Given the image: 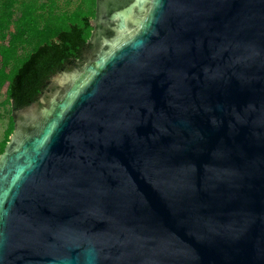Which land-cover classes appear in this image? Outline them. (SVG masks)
Here are the masks:
<instances>
[{
    "label": "water",
    "instance_id": "95a60500",
    "mask_svg": "<svg viewBox=\"0 0 264 264\" xmlns=\"http://www.w3.org/2000/svg\"><path fill=\"white\" fill-rule=\"evenodd\" d=\"M97 8L132 28L10 104L0 264H264V0Z\"/></svg>",
    "mask_w": 264,
    "mask_h": 264
},
{
    "label": "trees",
    "instance_id": "16d2710c",
    "mask_svg": "<svg viewBox=\"0 0 264 264\" xmlns=\"http://www.w3.org/2000/svg\"><path fill=\"white\" fill-rule=\"evenodd\" d=\"M59 2L0 0L3 106L13 102L19 111L35 104L56 73L80 60L91 32L94 0H78L68 10L62 9ZM12 131L10 118L6 139Z\"/></svg>",
    "mask_w": 264,
    "mask_h": 264
},
{
    "label": "flooded vegetation",
    "instance_id": "af4514ba",
    "mask_svg": "<svg viewBox=\"0 0 264 264\" xmlns=\"http://www.w3.org/2000/svg\"><path fill=\"white\" fill-rule=\"evenodd\" d=\"M99 2L100 0H94V15L90 20L91 32L86 47L89 45H105L118 41L124 34L129 32L128 29L132 28V26L126 22V28L119 31L117 27L118 22L112 23L108 20L112 12L100 13L97 8V3Z\"/></svg>",
    "mask_w": 264,
    "mask_h": 264
},
{
    "label": "rangeland",
    "instance_id": "374dc122",
    "mask_svg": "<svg viewBox=\"0 0 264 264\" xmlns=\"http://www.w3.org/2000/svg\"><path fill=\"white\" fill-rule=\"evenodd\" d=\"M77 1L78 0H60L59 4L62 9L68 10L71 9ZM3 99L4 98L0 95V150L2 149V145L5 143L6 146L8 142V139L5 138V132L8 129L11 118V108L8 105H2Z\"/></svg>",
    "mask_w": 264,
    "mask_h": 264
}]
</instances>
